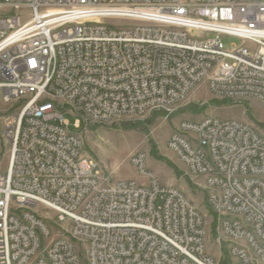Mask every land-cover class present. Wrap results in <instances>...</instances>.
Listing matches in <instances>:
<instances>
[{
    "label": "built area",
    "instance_id": "obj_1",
    "mask_svg": "<svg viewBox=\"0 0 264 264\" xmlns=\"http://www.w3.org/2000/svg\"><path fill=\"white\" fill-rule=\"evenodd\" d=\"M201 84L264 112V0H0V100L21 103L1 121L0 264H217L204 215L158 183L145 153L129 158L145 185L108 182L64 118L170 111ZM165 147L203 180L232 264H264V134L181 120ZM37 205L56 213V234Z\"/></svg>",
    "mask_w": 264,
    "mask_h": 264
},
{
    "label": "rangeland",
    "instance_id": "obj_2",
    "mask_svg": "<svg viewBox=\"0 0 264 264\" xmlns=\"http://www.w3.org/2000/svg\"><path fill=\"white\" fill-rule=\"evenodd\" d=\"M213 37V34H206V38ZM222 43L225 49L241 45L239 39L232 37L222 38ZM20 105L21 103H17L9 107L0 100V172H4L7 166V147L1 138L3 112L7 109L9 112L17 110ZM205 117L238 120L254 126L260 134H264V112L257 102L251 101L243 103V106H236L214 99L204 84L194 89L172 110L153 112L141 118H122L111 124L91 123L86 127L81 122L79 128H75L73 123L80 119L79 116L64 113V118L69 123V132L82 135L84 154L99 166L101 175L108 182L135 180L145 185L147 180L129 163L133 152L145 153L147 170L156 177L158 183L179 188L204 215L208 253L217 264H232V258L223 243L218 241L216 217L206 204L203 180L186 175L184 165L165 147L169 134L181 120L198 122ZM35 208L39 214L51 220L56 234V213L40 205Z\"/></svg>",
    "mask_w": 264,
    "mask_h": 264
},
{
    "label": "crops",
    "instance_id": "obj_3",
    "mask_svg": "<svg viewBox=\"0 0 264 264\" xmlns=\"http://www.w3.org/2000/svg\"><path fill=\"white\" fill-rule=\"evenodd\" d=\"M177 188V187H176ZM179 189V188H178ZM188 198V197H187ZM211 253V252H210ZM212 254V253H211Z\"/></svg>",
    "mask_w": 264,
    "mask_h": 264
}]
</instances>
